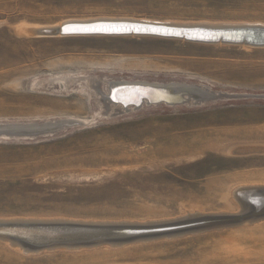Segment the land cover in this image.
<instances>
[{"label": "rangeland", "instance_id": "obj_1", "mask_svg": "<svg viewBox=\"0 0 264 264\" xmlns=\"http://www.w3.org/2000/svg\"><path fill=\"white\" fill-rule=\"evenodd\" d=\"M106 18L264 26V0H0V124L74 125L0 137V222L209 217L179 237L80 251L28 253L0 239V264H264V207L236 199L249 190L242 198L264 201V47L34 32ZM66 76L88 86L65 89ZM97 81L109 96L111 83H148L181 100L126 107L97 98Z\"/></svg>", "mask_w": 264, "mask_h": 264}, {"label": "bare ground", "instance_id": "obj_2", "mask_svg": "<svg viewBox=\"0 0 264 264\" xmlns=\"http://www.w3.org/2000/svg\"><path fill=\"white\" fill-rule=\"evenodd\" d=\"M43 27V26H41ZM45 27V26H44ZM133 28L136 32L140 33H131V34H120L119 32L130 31ZM34 29V27H33ZM263 29L262 32L261 30ZM30 30V29H29ZM200 31L202 32H191V34L182 37V36H175L174 34H182L184 31ZM206 30L209 31H226L230 33H224L225 38L224 40L218 39V34L205 32ZM242 30L241 32H238ZM237 31V32H235ZM34 32L39 33V36L42 34L43 36H105V37H119V36H143V37H158V38H165V39H182L187 40L190 42H197V43H205V44H236L244 45V46H251L255 48L264 47V26H185L179 24H171V23H153L148 21H138V20H117V19H96V20H70L65 21L64 23L60 24L59 26L55 27H47V28H36ZM186 32V31H185ZM150 33V34H148ZM170 33V34H168ZM187 33V32H186ZM207 33V34H206ZM196 38V39H195ZM247 41L242 42V40ZM204 39V40H199ZM234 40V41H232ZM239 41V42H237ZM62 78V77H61ZM77 78V77H76ZM61 81L63 82V86L65 89H69L70 85L78 84L81 81L85 82L88 86L87 78H78L74 79L71 77L62 78ZM60 81V82H61ZM57 82V81H56ZM125 83H111V96L105 94L101 90V84L97 81V87L92 88L93 92L97 94V98H102V100L111 99L113 102H119L124 106H132L139 108L142 105L150 104V105H158L152 104L150 101H144L142 104L139 105V101L143 95H150L157 92V85H151L148 83H139L144 85H151L154 89L152 90H131L135 88H129L127 86L123 89H120L116 92L115 89H118ZM127 84V83H126ZM132 84V83H130ZM39 86L44 88H52L51 85H47L44 83H40ZM142 86V85H141ZM161 86V85H160ZM145 88V87H144ZM90 89V88H89ZM166 89L171 88H163L162 91H166ZM197 90V89H196ZM191 91V90H189ZM158 92L157 94H161ZM178 92V91H177ZM198 94L197 92H190ZM199 95V94H198ZM202 95V94H200ZM192 96L191 95H187ZM199 99V98H198ZM176 101V100H175ZM173 103V102H169ZM176 103V102H174ZM64 122V120L62 121ZM68 122V121H67ZM72 122V121H70ZM78 122V121H77ZM23 125V124H21ZM53 127H50L48 132H55L57 129L58 124H52ZM27 126V125H26ZM61 126V125H60ZM30 127V126H27ZM249 191V190H247ZM246 191V192H247ZM253 191V190H252ZM260 191V190H259ZM240 192V191H239ZM246 192L237 193L236 199L243 205L244 210H251L250 213L256 212L257 210L264 207V201H253L254 198H242ZM252 193V192H251ZM259 193V192H258ZM257 193V194H258ZM248 194V193H247ZM246 194V196H247ZM251 204V207L249 206ZM250 208V209H249ZM244 213H246L244 211ZM249 213V212H248ZM247 213V214H248ZM249 213V214H250ZM243 215V214H241ZM208 215L203 216H192L189 219H179V220H172L166 222H152L147 224H124V225H113L109 224L110 226L107 227H114L109 229H88L86 226H94L95 224H88V223H74V222H0V239L7 240L9 243L11 242L12 246L24 248L26 251L32 253L33 251H44V250H53V249H67V250H81L95 246H102V245H111L118 246L124 243L131 242L135 243L138 241L143 242V240L149 239H156L162 238L165 236H174L180 234H187L191 232L193 229L195 231H200L197 227H187V225L193 222H198L197 219H207ZM33 223V224H32ZM205 223V222H204ZM102 224V223H101ZM198 225V224H197ZM206 225V224H205ZM210 225V224H209ZM105 226V225H102ZM119 226H124V228H117ZM188 228H193L189 231ZM118 229H128L132 230L129 235L119 236L115 238H111L113 236L120 235L117 233ZM127 230V231H128ZM125 233V232H123ZM179 237V236H178ZM94 238H97V243H93L91 245H84L82 242L90 241ZM93 242V240H92ZM137 242V243H138ZM110 246V247H111Z\"/></svg>", "mask_w": 264, "mask_h": 264}, {"label": "water", "instance_id": "obj_3", "mask_svg": "<svg viewBox=\"0 0 264 264\" xmlns=\"http://www.w3.org/2000/svg\"><path fill=\"white\" fill-rule=\"evenodd\" d=\"M258 30H261V32H262L263 29H258ZM183 31L184 32L180 35H178V34H174V35L185 37V36L191 34V32H201L202 30H200V31L183 30ZM241 31L242 30H239L238 32H241ZM205 32H209V31H205ZM235 32H237V31H235ZM119 33L120 34H131V33L137 34L140 32H136L132 28L130 31H124L122 33L121 32H119ZM209 33L218 34V36H219L218 39L224 40V38H225L224 33H230V32L214 31V32H209ZM148 34H150V33H148ZM168 34H170V33H168ZM244 39L245 40H242V42L247 41V38H244ZM199 40H204V39H199ZM232 41H234V40H232ZM237 42H239V41H237ZM129 88H135V89H131V90H139V89H141V90H152V89H154L153 86L144 85V84L131 85V86H129ZM157 90L158 91L155 92L154 94L143 95L139 101L140 102L139 105L142 104L144 101H150L152 104L153 103L159 104L160 102H167V103L173 102L174 103V102H178L181 100V94H176L175 92L170 91L169 89H166V91L160 92V90H163L162 87H158ZM158 92H160L161 94H157ZM60 125L61 126H59V125L57 126V129H56L57 132L62 130L63 128L74 126V125H72L71 122H61ZM50 127H51V124H45L44 126L34 125V126L27 127L26 125H21L18 123H5V124H0V137L4 136V137H8V138H19V137L21 138L23 136L45 134L46 132H48V130H50ZM101 229H106V228H101ZM97 230H99V228H97Z\"/></svg>", "mask_w": 264, "mask_h": 264}]
</instances>
